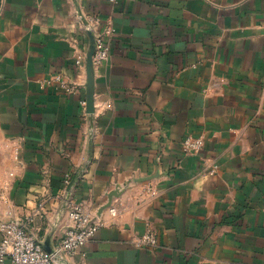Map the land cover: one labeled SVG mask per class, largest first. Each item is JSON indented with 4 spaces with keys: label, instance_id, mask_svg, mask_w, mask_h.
I'll return each mask as SVG.
<instances>
[{
    "label": "crops",
    "instance_id": "obj_1",
    "mask_svg": "<svg viewBox=\"0 0 264 264\" xmlns=\"http://www.w3.org/2000/svg\"><path fill=\"white\" fill-rule=\"evenodd\" d=\"M68 198L100 226L64 264H264V0H0V221L50 250Z\"/></svg>",
    "mask_w": 264,
    "mask_h": 264
},
{
    "label": "built area",
    "instance_id": "obj_2",
    "mask_svg": "<svg viewBox=\"0 0 264 264\" xmlns=\"http://www.w3.org/2000/svg\"><path fill=\"white\" fill-rule=\"evenodd\" d=\"M108 56V47L103 38L96 37L93 65L103 62ZM78 62H82V58H79ZM66 88L73 90L74 86ZM81 104L84 105V102ZM203 145V138L193 135L185 136L181 142V148L185 154L197 153ZM145 192L154 195L156 189L150 185L145 188ZM67 203L70 205L68 216L71 224L50 250H46L42 242L28 231L26 223L22 220L0 221V230L4 232L0 241V264H64L68 257L80 249L100 226V221H94L81 204L70 201V198L67 199ZM110 212L115 214L116 208L112 207ZM135 243L137 246L154 248L157 244L155 229L148 225Z\"/></svg>",
    "mask_w": 264,
    "mask_h": 264
},
{
    "label": "water",
    "instance_id": "obj_3",
    "mask_svg": "<svg viewBox=\"0 0 264 264\" xmlns=\"http://www.w3.org/2000/svg\"><path fill=\"white\" fill-rule=\"evenodd\" d=\"M90 43L86 53L85 67H86V110L93 111L94 104V69H93V54L95 49L94 35L89 32Z\"/></svg>",
    "mask_w": 264,
    "mask_h": 264
}]
</instances>
